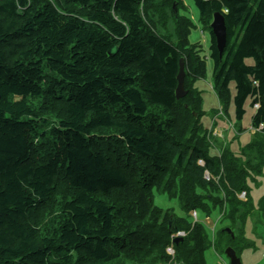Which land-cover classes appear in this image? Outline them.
Listing matches in <instances>:
<instances>
[{
    "label": "trees",
    "instance_id": "16d2710c",
    "mask_svg": "<svg viewBox=\"0 0 264 264\" xmlns=\"http://www.w3.org/2000/svg\"><path fill=\"white\" fill-rule=\"evenodd\" d=\"M194 4L211 34L222 115L231 83L238 121L247 99L258 106L239 155L228 146L210 155L195 87L207 64L188 40L185 2L0 0V264H205L209 249L240 258L254 248L245 226L264 216V193L255 204L249 186L264 176V0ZM216 13L222 53L210 28ZM154 192L176 199L185 217L155 206ZM217 209L233 238L225 227L209 239L189 221Z\"/></svg>",
    "mask_w": 264,
    "mask_h": 264
},
{
    "label": "rangeland",
    "instance_id": "374dc122",
    "mask_svg": "<svg viewBox=\"0 0 264 264\" xmlns=\"http://www.w3.org/2000/svg\"><path fill=\"white\" fill-rule=\"evenodd\" d=\"M183 3L185 2V5L187 7V10L185 9L180 11V14L182 16L187 17L190 25V35H189V42L192 44H199L201 46V53L200 55L203 56L206 60L207 64V75L205 80H200L197 81L195 84V87L200 90L203 98V109L206 111V115L203 117V125L205 127H208L210 124L211 126L215 127L216 125L218 126H223L225 129L223 130L224 133V141H221L218 138H213L212 135L210 134L212 138V142L218 146L221 147V145L228 146L230 150L234 153L237 152V146L242 147L245 144H247L252 135L254 134L255 130L252 129L251 132V117L255 112V107L253 108L251 106V100L250 98L247 99L244 105L245 109V114L241 121H238L236 119V112H235V106L233 102L234 94H235V88H234V83H231L230 89H231V103L229 105L228 110L223 114H219L217 116H221L218 118H215L213 116V111H218L219 112V103L217 100V97L215 93L213 92L211 85L213 84L211 82V75H212V63L209 60V55H210V37L211 34L210 32L204 28L203 23L200 20L199 12L194 4V0H179ZM184 1V2H183ZM162 29V27L160 28ZM168 29L170 32H173L174 35H176L177 28L175 27V30H173V25L170 22L168 24ZM161 31V30H160ZM202 32V33H201ZM246 64L252 65L253 61L251 59H247ZM40 109H44V112L48 113L46 116L50 117H56L59 113L60 108L55 105H47L45 106L44 104L41 105ZM51 121H54V119H50ZM216 121V124L214 125ZM238 131H241L242 133H238ZM233 142V143H232ZM231 145V146H230ZM216 149L215 146H212L210 150V154L214 155L216 154ZM264 170V169H263ZM259 179H263L264 181V176L263 177H258L257 181ZM249 185L251 187V194L254 200V203L257 202V200L260 198V196L264 193V183L263 185H260L259 187H255L254 184L249 182ZM153 203L155 206L161 208L162 210H171L175 216L182 217L184 216V212L181 210V208L178 205V202L176 199H170L166 194L162 193H157L154 192V199ZM194 214L196 216V220L200 221L203 223L204 228L206 229V233L210 239V235L212 233H216L222 228H225L228 226L229 222L225 221L226 219L223 218V220L216 219L218 215L220 214L219 209L215 211L210 212V217L207 219L201 215L198 212H191L189 221L193 222L194 220ZM206 221H209L206 222ZM213 227V230H212ZM229 227L225 228L228 229ZM247 228L251 229V235L249 236L250 240H254L252 230L258 235L256 239L261 240L262 244L264 245V216H253V218L250 219V222L245 226V235L248 238V230ZM184 233H177L176 237H182ZM233 236V233L231 237ZM174 243V241H173ZM175 244V243H174ZM255 247V243H254ZM211 252H215L213 249H209L208 251L205 252V264H230L229 259L225 256V253H217V256L213 254L214 256L211 255ZM169 254H173V250L171 248L168 249ZM240 264H264V249L261 248H251V249H246L242 252L240 256Z\"/></svg>",
    "mask_w": 264,
    "mask_h": 264
},
{
    "label": "water",
    "instance_id": "95a60500",
    "mask_svg": "<svg viewBox=\"0 0 264 264\" xmlns=\"http://www.w3.org/2000/svg\"><path fill=\"white\" fill-rule=\"evenodd\" d=\"M173 10H174V13H176L175 5H173ZM210 28L215 38L217 49L220 53H222L226 45V30H225L223 16H221L218 13L214 14L212 22L210 24ZM184 77H185L184 66H183V61L181 60L179 62V73L177 76L178 85L176 88V98L178 100L183 98L185 95ZM226 232L232 235V232L230 229H226ZM181 240H182L181 238L175 239L174 243L177 244ZM225 256L229 259L230 264H240V259L236 256V253L232 248H227L225 250Z\"/></svg>",
    "mask_w": 264,
    "mask_h": 264
},
{
    "label": "crops",
    "instance_id": "0c3cea01",
    "mask_svg": "<svg viewBox=\"0 0 264 264\" xmlns=\"http://www.w3.org/2000/svg\"><path fill=\"white\" fill-rule=\"evenodd\" d=\"M231 85V84H230ZM212 87V86H211ZM229 88H230V86H229ZM231 90V89H230ZM200 91V90H199ZM231 92V91H230ZM202 95V94H201ZM235 95V94H234ZM203 99V98H202ZM220 107V106H219ZM204 110V109H203ZM206 112V111H205ZM255 113V112H254ZM254 115V114H253ZM252 115V116H253ZM218 117H221V116H215L214 117V119L215 118H218ZM252 118V117H251ZM202 122V124H203V121H201ZM216 124V121H215V123H214V125ZM204 126V125H203ZM204 128L205 129H207V131H208V133L209 134H211L212 135V137L213 138H218V139H220L221 141H224L225 140V138H224V133H223V130L225 129L223 126H218V125H216L215 127H213V126H211V124L208 126V127H205L204 126ZM251 132H252V128H251ZM239 133V132H238ZM240 133H242V132H240ZM252 134H253V132H252ZM251 140V139H250ZM250 142V141H249ZM248 142V143H249ZM233 143V142H232ZM247 143V144H248ZM212 144H213V142H212ZM247 144H245L244 146H246ZM213 146H215V149H216V154H214V155H212V154H210V155H212V156H216V155H218V153H219V149L221 148V147H223V146H225V145H221V147L220 146H218V145H216L215 144V142H214V144H213ZM231 146V145H230ZM244 146H242V147H238L237 146V152L236 153H234V152H232L233 154H235V155H239L240 154V149L241 148H243ZM259 184L260 185H263V183H264V181H263V179H259ZM250 183H252L253 184V182H250ZM250 186V185H249ZM252 195V194H251ZM263 195V194H262ZM261 195V196H262ZM260 196V197H261ZM254 201V200H253ZM257 203V202H256ZM255 203V204H256ZM220 211V210H219ZM221 212V211H220ZM201 214V213H200ZM201 215H203V214H201ZM204 216V215H203ZM182 217H185V214H184V216H182ZM205 217V216H204ZM206 218V217H205ZM218 218H220V221L221 220H223V218L220 216V214L218 215V217L216 218V219H218ZM251 219V218H250ZM250 219L247 221V227H248V224H249V222H250ZM200 222V221H199ZM206 222H208L209 223V221H206ZM202 225H203V223L202 222H200ZM212 230H213V227H212ZM247 230H248V232H247V234H248V238H247V236H246V238L247 239H249V236L251 235V229H249V228H247ZM217 233V232H216ZM216 233H212L211 235H210V238L212 239L214 236V234H216ZM252 234H253V237H254V240H250V241H253L254 243H255V247L254 248H261V249H264V245L262 244V242H261V240H258V239H256L257 237H258V235L252 230ZM252 236V235H251ZM264 243V242H263ZM213 254H215L216 256H217V254L215 253V252H211V255L212 256H214Z\"/></svg>",
    "mask_w": 264,
    "mask_h": 264
},
{
    "label": "clouds",
    "instance_id": "9594fccd",
    "mask_svg": "<svg viewBox=\"0 0 264 264\" xmlns=\"http://www.w3.org/2000/svg\"><path fill=\"white\" fill-rule=\"evenodd\" d=\"M219 114L222 115V109H219V113H218V115H219ZM216 116H217V115H216ZM242 194H243V198H245V194H244V193H242ZM242 194H241V195H242ZM241 195H240V198H241Z\"/></svg>",
    "mask_w": 264,
    "mask_h": 264
},
{
    "label": "bare ground",
    "instance_id": "6f19581e",
    "mask_svg": "<svg viewBox=\"0 0 264 264\" xmlns=\"http://www.w3.org/2000/svg\"><path fill=\"white\" fill-rule=\"evenodd\" d=\"M202 33V32H201ZM258 106L256 105L255 108H257ZM208 179V175L205 176ZM197 216V215H196ZM196 216L194 214V219L196 220ZM207 219V218H206ZM176 244V243H175Z\"/></svg>",
    "mask_w": 264,
    "mask_h": 264
},
{
    "label": "built area",
    "instance_id": "2783aa9c",
    "mask_svg": "<svg viewBox=\"0 0 264 264\" xmlns=\"http://www.w3.org/2000/svg\"><path fill=\"white\" fill-rule=\"evenodd\" d=\"M241 198H243V194L241 195Z\"/></svg>",
    "mask_w": 264,
    "mask_h": 264
}]
</instances>
